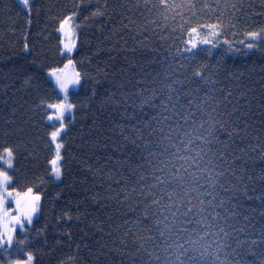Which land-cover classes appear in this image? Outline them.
Returning a JSON list of instances; mask_svg holds the SVG:
<instances>
[{
  "label": "trees",
  "instance_id": "trees-1",
  "mask_svg": "<svg viewBox=\"0 0 264 264\" xmlns=\"http://www.w3.org/2000/svg\"><path fill=\"white\" fill-rule=\"evenodd\" d=\"M69 59L56 181L48 72ZM9 148L41 204L0 264H264V0H0Z\"/></svg>",
  "mask_w": 264,
  "mask_h": 264
},
{
  "label": "snow or ice",
  "instance_id": "snow-or-ice-1",
  "mask_svg": "<svg viewBox=\"0 0 264 264\" xmlns=\"http://www.w3.org/2000/svg\"><path fill=\"white\" fill-rule=\"evenodd\" d=\"M68 19H65L61 25L60 28L62 31L66 30V26L68 25ZM249 36L252 38L258 39L260 36V33L252 32L249 33ZM74 45H69L67 43L64 44V49L68 54H71L73 51ZM72 63V60L69 59V64ZM67 67V65L65 66ZM51 75L55 77L56 85H58V88L61 92L64 93V99L60 103H54L50 104L47 107L49 109L56 110L54 115H48L47 119L49 122L53 121L54 119L61 121L59 126L56 128L55 131L51 132V139L52 141H58V138L61 137V134L66 131L65 124L63 123V119L65 116V113L71 112L73 109V105L71 103L67 102V93L69 90V86L73 84L79 83V73L74 74H68L64 72L63 70H56L53 69ZM63 148L62 142H56L55 144V158L50 161V163L54 166L52 168V172L55 174V177L57 179L60 178L62 174V168L60 161L62 160L61 156V149ZM5 155L7 159L4 157H0V160H3L4 164L8 167H12V157L13 153L12 150L5 149ZM11 180V177L7 175L6 172L0 173V193L3 195H6L8 197H12V193L7 191V186ZM31 189L28 190V193H25L24 198L21 199H15L13 198V203L19 213V215L11 217V222L14 225H18L21 229V231H25L24 224L27 222V224L31 225L34 214L38 211L39 208V201L41 197L39 195H30ZM0 203H3V201H0ZM8 217L5 213L4 216V231L0 232V251H7L9 248H11L13 244V236L12 232L15 231V228H9L8 227ZM17 243H23V241H16ZM32 262V256L29 254L27 256V264H31ZM19 264V262H17Z\"/></svg>",
  "mask_w": 264,
  "mask_h": 264
},
{
  "label": "rangeland",
  "instance_id": "rangeland-1",
  "mask_svg": "<svg viewBox=\"0 0 264 264\" xmlns=\"http://www.w3.org/2000/svg\"><path fill=\"white\" fill-rule=\"evenodd\" d=\"M20 3L25 7V8H29V3L31 0H19ZM67 18H70L68 19V25L66 26V30L65 31H62L61 28L59 30V33L61 34V37H62V45H63V48H64V44L67 43L69 45H74V48H73V51L72 53L75 51L76 49V45H77V38H78V30H77V24L74 20V16H69ZM66 18V19H67ZM67 65V67H65ZM63 68L61 69H56V70H63L64 72L68 73V74H74V73H79L78 70L76 69L75 65H74V62L72 61L71 64H69V62L66 64ZM52 73V70L48 72V75L49 77L52 79V81L54 82L55 86L57 87V89L59 90L58 88V85H56V82H55V77L53 75H51ZM80 83H81V76L79 77V83L78 84H73V85H70L69 86V90H68V93H67V102H68V98H69V93L73 90H77L80 86ZM61 96L63 97L64 99V93L61 92L59 90ZM69 103V102H68ZM53 110V113L51 115H54L55 111L54 109ZM70 112H67L65 113V116H64V119L66 116H68ZM64 119H63V122H64ZM51 122H58L60 124L61 121L59 120H56L54 119L53 121ZM59 126V125H58ZM56 130V129H55ZM65 132H63L61 134V137L58 138V141H52L53 142V145H54V149H55V144L56 142H61V138L63 136ZM61 156H62V149H61ZM0 157H4L5 159H7L6 155H5V151L3 152V154L0 156ZM54 158H55V154H54ZM53 158V159H54ZM1 163H2V169H0V173H3V172H6L7 175L9 177H11L10 175V171L13 167V157H12V167L11 168H8L3 160H0ZM60 164H61V161H60ZM51 167L53 168L54 166L51 164ZM54 178L56 181H59V179H57L55 177V174L52 172ZM10 183H11V180L7 186V191L12 193V197H8L6 195H3L2 193H0V201H3V203H0V229H1V232L4 231V216H5V213L7 214V217H8V220H9V223H8V227L9 228H15V231L12 232V236H13V243L15 242V240L17 239V235L19 233H25L28 229V227H30L31 225L27 224V222H25L24 224V229L25 231H21L20 227L18 225H14L12 222H11V217L13 216H16V215H19L14 203H13V198L15 199H23L24 196H25V193H17L15 191H13L9 186H10ZM28 193V192H27ZM30 195H35L33 193H30ZM40 204H41V199L39 201V208H38V211L34 214L33 216V220H32V223L33 221L36 219V217L38 216L39 214V210H40ZM32 256V255H31ZM19 264H27V259L25 261H18ZM17 264V262L15 263ZM31 264H33V256H32V262Z\"/></svg>",
  "mask_w": 264,
  "mask_h": 264
}]
</instances>
